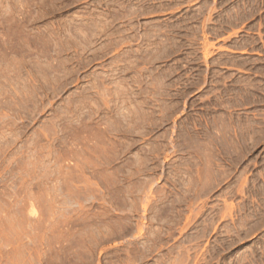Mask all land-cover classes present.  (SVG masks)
I'll use <instances>...</instances> for the list:
<instances>
[{
    "label": "rangeland",
    "instance_id": "rangeland-1",
    "mask_svg": "<svg viewBox=\"0 0 264 264\" xmlns=\"http://www.w3.org/2000/svg\"><path fill=\"white\" fill-rule=\"evenodd\" d=\"M0 264H264V0H0Z\"/></svg>",
    "mask_w": 264,
    "mask_h": 264
}]
</instances>
